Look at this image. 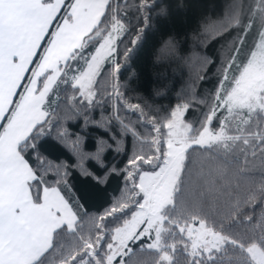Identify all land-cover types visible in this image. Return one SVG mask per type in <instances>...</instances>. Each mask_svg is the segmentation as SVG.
Segmentation results:
<instances>
[{"label":"trees","instance_id":"obj_1","mask_svg":"<svg viewBox=\"0 0 264 264\" xmlns=\"http://www.w3.org/2000/svg\"><path fill=\"white\" fill-rule=\"evenodd\" d=\"M106 1L107 14L104 11L103 20L100 19L94 32L102 29L105 35L116 21L123 24L124 31L116 41L112 61L101 66L93 81L92 98H83L72 77L86 68L100 39L86 42L73 53L47 96L50 101L54 100L45 110L49 122L46 127H53L52 143L37 149H32L30 144L23 146L26 153H31L30 159L35 166L34 179L29 183L33 203L41 202L39 185L47 184L46 189L59 187L64 193L63 198L67 197L82 217L80 223L74 222L75 231L56 234L55 248L47 264H65L78 251L88 253L81 264H93V252L106 261L115 231L131 218L141 203L138 202L141 197L137 187L138 173L127 178L123 172L109 176L103 194L96 190L92 177L81 172V167H91L89 160L93 157L82 156L73 161L66 175L64 168L67 165L63 161L68 154L55 141V127L63 131L64 126L69 125L72 132L84 135L89 151H95L93 144L99 140L124 141L127 152L107 154L106 163L117 169L131 171L135 168V165H126L133 152L145 157L140 161L141 168L155 169L157 165L154 167L153 164L159 157L156 149L166 147L164 125L178 104L188 106L185 109L188 114L183 119L190 125V140L198 137L208 123L213 131L220 128L225 111L216 107L217 93L223 97L233 86L264 25L261 6L259 4L258 12L254 0H160V7L154 11L147 9L156 0ZM70 2L65 0L63 5ZM224 20H229V25L223 26ZM209 24L221 26L225 38L211 69L208 64H203L204 56L200 54L201 39L212 35L205 33ZM143 28H147L145 33ZM137 37L140 44L136 46V53L131 60H125L126 50L133 46L131 41ZM193 60L199 62L192 71L188 64ZM117 63L121 69L131 65V71L122 78L117 77L113 73ZM117 100L123 105L118 115ZM128 105L133 107L128 108ZM213 109L216 116L209 120L205 113ZM69 111L80 115L67 118ZM213 120L215 127L211 126ZM95 122L102 126L97 127ZM249 123L247 137H240L234 148L232 145H211L188 154L183 175L185 183L177 187L176 182L172 201L162 211L163 248L160 251L145 248L144 251L152 264H194L200 259L189 255L188 240L179 231L180 227L193 222L202 223L215 233L230 234L236 230V214L241 219L250 215L261 222V229L255 233L257 238L264 231V113L259 112V116ZM194 158L200 161L198 165H194ZM190 170L202 174L192 195L185 193ZM77 194L87 205L90 217H85ZM106 210L112 214L103 218ZM143 243L146 245L148 241L144 239ZM129 246L134 250L141 247L139 244ZM163 254L169 259H164ZM214 255L217 258L215 264H256L247 252L241 256L230 244L214 251ZM122 259L127 264L130 257Z\"/></svg>","mask_w":264,"mask_h":264},{"label":"rangeland","instance_id":"obj_2","mask_svg":"<svg viewBox=\"0 0 264 264\" xmlns=\"http://www.w3.org/2000/svg\"><path fill=\"white\" fill-rule=\"evenodd\" d=\"M72 2L73 0H71V2L66 6L62 5L64 6V10L63 12L60 10V18L57 21L56 26L53 28L44 46V49L40 52L39 58L33 66L31 74L28 76V82L25 85L26 94H29V91L27 92V86H29L31 81L37 79V73L39 72L38 70L41 65H43L44 57L47 48L49 47L47 51V59L55 57L59 58L60 62L59 66L54 69V74L51 75L52 77L46 74V72L38 76L41 88L36 90L35 93L37 96H32L35 101L40 103L42 102L41 109H39L40 116L37 122L45 119V110L49 109L52 102H54V100H49L48 95H50L52 87L56 84L58 76L65 70L64 67L68 63L73 53L82 48L86 42L100 39L95 53L88 61L86 68L81 72L76 73L74 77H72L73 84L80 89V93L83 98H92L93 81L101 66L112 61V57L115 52L116 41L120 38L124 31L123 24L119 21H116L105 35L103 34L102 29L94 32L96 27L84 35L85 28H88L87 24L91 23L90 19L92 16H89L87 19H85L86 11L81 9L79 4H75L71 8ZM48 3L50 4L47 6V9L50 12V15L53 16V14L55 15L57 10L60 8L63 1L51 0L50 2L48 1ZM106 3L108 4L107 1ZM254 3L257 4L258 12L260 4L261 10L263 11V18L264 0H254ZM51 23L52 21L49 25H51ZM228 23L229 20H224L222 24L224 26ZM33 30L34 35H37L36 29ZM39 32H42V28L39 29ZM205 33L209 35L210 32L205 31ZM67 39L71 40L67 42L68 46L65 49L60 45ZM27 53L29 54L30 50H28ZM35 53L36 51L34 54ZM30 62L31 60H24V58H21L20 55L16 58H8L6 61L3 60L0 62V79L8 78L9 82H13V84L9 83L7 86L4 84L0 85V113H3L5 105L11 100L12 93L15 91L16 86L20 83L18 82L20 78L19 76L26 71L28 72V65ZM198 62V60H193L190 62V65L188 64L190 70H195V66L198 64ZM227 78L228 74L225 77V80H227ZM47 86H50L48 91L46 90ZM33 91H35V89H33ZM222 91L223 86L221 88V92ZM23 97L24 95H22L21 99ZM222 98L223 102L219 104V109H223L225 111V115L223 116L221 126L217 131L211 130L208 127V123L198 134V137L190 140V125L184 122L183 116L177 117L172 112L170 118L164 125L165 131L163 139L165 146L171 150L175 145H182L184 142H194L197 141L202 135H207L213 137L212 142L208 146L223 145L224 147H227L228 145H232L231 147L234 148L238 145L240 137H247V129L250 124L249 122H253L257 116H259V112L264 113V25H262L260 33L258 34V39L248 62L242 67V70L234 80L233 86L230 88L227 94H223ZM18 114H20L19 107L13 114L14 128L11 133H15L17 131L16 125H18ZM168 154L173 155L171 151H169ZM175 159L176 157L173 155V160ZM156 163L157 162L153 164L154 167L157 165ZM176 176H179V171L176 167H171L166 171L157 172L156 175H152L150 172L139 175L137 187L141 196H144V199L138 205L131 218L122 227L115 231L112 244L113 248L119 244L120 240L126 239L127 236L140 228H143L146 231V235L144 236V239L148 241L146 245L158 240L162 247L153 248L152 250L160 251L163 248V238L161 235L164 231V219L162 216V211L172 201V194L174 193L175 184L177 182L174 179ZM179 231L184 235L185 239L188 240L186 249H188L189 252L191 251L193 240L203 239L205 241L214 242V234H216L213 231H211L210 234L209 229H207L204 224L194 222L188 224L187 226L180 227ZM247 253L256 264H264V253L259 249L258 246H250L247 250ZM163 258L168 260L169 256L163 254Z\"/></svg>","mask_w":264,"mask_h":264},{"label":"snow or ice","instance_id":"obj_3","mask_svg":"<svg viewBox=\"0 0 264 264\" xmlns=\"http://www.w3.org/2000/svg\"><path fill=\"white\" fill-rule=\"evenodd\" d=\"M16 6L15 0H10V3L5 6V18H7L8 10L10 8H14ZM160 7V0H156V3L149 6L148 11H154L155 9ZM139 11V9H138ZM61 12H63V7L61 8ZM105 14H107V8L105 9ZM60 18V14L52 20L51 25H49L48 33H46L43 39L40 42L39 47L37 48L36 56L33 57L32 63L29 65L28 72L25 73L24 77L20 80V83L16 86L15 91L11 95V100L8 102L7 109L4 111L3 116H0V136H3L5 139L9 136L14 128V119L13 114L17 111L22 95H26L25 85L28 82V76L31 74V69L35 65L37 58L39 57L40 51L43 49L45 43L48 40V36L51 34L53 28L56 26L57 21ZM150 19V18H149ZM103 20V17H101ZM147 28H143L142 31L145 33ZM206 31L210 32L213 36H222L223 28L216 24H209L206 27ZM133 45L129 49L126 50L124 54L125 60H131L133 54L136 53L137 47L140 44V40L137 37L133 41H131ZM164 49H162L163 51ZM203 64L207 65L209 63L206 57L202 58ZM131 65L128 67H123L117 63L116 67L113 69L114 75L117 77H123L125 73L131 71ZM97 83H99V77L97 78ZM223 102V98L219 96L217 93V103L216 107H219V104ZM123 105L120 104L119 100L116 102V111L117 115L119 114V110ZM128 108H132V105H128ZM139 108V106H135ZM187 105L178 104L175 109L172 110L173 114L177 117L186 116L188 113L185 111ZM78 112L69 111L67 114V118H78ZM207 119L212 120L213 117L216 116L215 110L213 109L209 113H205ZM97 127H101L100 122H95ZM49 122L47 118L36 122L31 123L25 129V134L17 138V141L14 142L10 147V152L14 156H18L28 168L33 170V174L35 175V166L30 159L31 153L25 152L23 150L24 145H31L32 149H37L40 146L45 144L52 143L51 134L53 132L52 125H48ZM88 121L85 120V127H87ZM212 127L216 126L215 121L212 122ZM213 137L202 135L197 141L194 142H184L182 145H175L171 150L167 147L161 146L156 149L159 153L157 167L155 169H143L140 167V161L144 160V156H137L134 152L131 157L127 159L126 165L132 166L135 165V168L131 171L128 168L117 169L116 167L110 166L106 163L107 154H110L112 151H116L117 153H125L128 151V147L124 141L116 140L114 143L99 140L95 144H93V148L95 151L88 150V144H86V138L84 135L80 133H74L71 131L69 125L64 126V130L62 131L60 127H55V141L63 147L67 152V158L63 161L67 167L64 168V172L67 175L69 169L73 166V161H77L82 156H91L92 160H89V164L91 167H81V172L85 175L91 176L94 182L96 190L103 194L104 188L108 184V177L114 174H119L123 172L125 178L134 173H138L139 175H143L147 172H150L152 175H156L157 172H162L170 169L171 167L178 168L179 176L174 177V179L178 182L177 187L181 183H185L183 180V175L185 171V166L188 160V154L190 152H199L200 149L207 147L212 142ZM169 151L176 157L173 160V155H169ZM194 165H198L200 163L199 160L194 158ZM59 165V164H58ZM202 178V174L198 170H190L188 173V180L185 186L186 194H195V191L198 187L200 179ZM39 180V177H37ZM68 187H72L71 185H67ZM40 187V195L42 197L43 190L48 187L47 184H41ZM31 191V188L29 189ZM57 191L61 192L63 196L64 193L57 187ZM75 191V189H73ZM77 200L80 201V207L83 209L85 217H90L89 209L86 204L83 203V199L77 194ZM144 196L142 195L138 202H142ZM65 202L68 204L69 208L72 209V214L74 216L76 224L80 223L82 217L76 212L74 208H72V203L65 197ZM110 210L105 211V215L103 218H106L108 215H111ZM236 230L230 234L224 233H216L214 234V242L205 241L203 239H195L191 245V251L189 255L192 257H200V259H196L194 264H215L217 258L214 255V250L216 252L220 251V249L226 245L230 244L234 249L239 250L241 256L246 254L248 248L252 245H259V247L264 250V231L260 232L259 237L255 235L258 229H261V222L250 215H245L243 219L240 218L239 214H236ZM76 225L69 223H62L57 225V227L53 230L51 240L41 248H39L35 254L34 259H32L31 264H47L49 257L53 254V250L55 248V240L56 234L61 231H75ZM209 233L211 234V230L209 229ZM146 235V231L143 228L137 229L135 232L131 233L127 236L126 239H122L119 241V244L113 248L110 244L108 247L111 249L110 253L107 254L106 261L100 260L96 257L95 253H91L93 259V264H125L122 257L128 256L127 264H152L151 260L144 255L145 248L153 249L162 247L159 244V241H154L151 244L144 245V236ZM139 244L141 247L138 250H134L133 247L129 245ZM89 247H93L89 245ZM88 253H84L81 251L76 252L71 256L70 259L65 261V264H81V260ZM87 264V262H85Z\"/></svg>","mask_w":264,"mask_h":264},{"label":"crops","instance_id":"obj_4","mask_svg":"<svg viewBox=\"0 0 264 264\" xmlns=\"http://www.w3.org/2000/svg\"><path fill=\"white\" fill-rule=\"evenodd\" d=\"M62 1L64 3L65 0ZM9 3L10 0H0V62L19 55L32 62L43 35L48 32L50 22L60 12L63 3L55 15L51 16L47 9L50 3L45 0H15L16 6L8 10L5 18V6ZM75 4H79V7L86 11L85 19L92 16L91 23L85 28L86 35L100 21L107 3L105 0H73L71 8ZM33 29H36L37 35H34ZM70 40H65L60 46L66 49ZM48 49L49 47L47 51ZM47 51L43 65L38 70L37 79L45 72L49 76L53 75L54 69L59 66V58L47 59ZM26 72L19 76L18 82ZM37 79L27 86L29 94L24 95L20 101L17 131L10 133L7 139L0 136V264H31L37 250L51 240L57 225L75 222L72 210L57 189H44L41 202L33 203L29 183L33 181L34 175L18 156L10 152L11 145L25 134L27 126L36 123L40 116L42 102L35 101L32 97L37 96L35 92L41 88ZM9 83L13 84L8 78L0 79V85L7 86ZM49 89L50 86H47L46 90ZM6 105L0 116L7 109Z\"/></svg>","mask_w":264,"mask_h":264},{"label":"clouds","instance_id":"obj_5","mask_svg":"<svg viewBox=\"0 0 264 264\" xmlns=\"http://www.w3.org/2000/svg\"><path fill=\"white\" fill-rule=\"evenodd\" d=\"M223 36L209 35L201 39L200 41V54L206 57L209 61L208 68L211 69L217 58L218 51L221 45L224 43Z\"/></svg>","mask_w":264,"mask_h":264}]
</instances>
